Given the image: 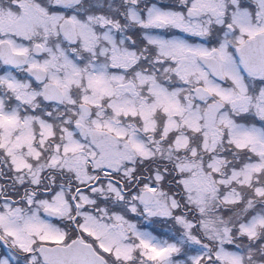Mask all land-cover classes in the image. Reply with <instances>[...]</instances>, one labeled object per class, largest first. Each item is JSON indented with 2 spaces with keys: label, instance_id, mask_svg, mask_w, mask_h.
<instances>
[{
  "label": "snow or ice",
  "instance_id": "1",
  "mask_svg": "<svg viewBox=\"0 0 264 264\" xmlns=\"http://www.w3.org/2000/svg\"><path fill=\"white\" fill-rule=\"evenodd\" d=\"M0 264H264V0H0Z\"/></svg>",
  "mask_w": 264,
  "mask_h": 264
}]
</instances>
